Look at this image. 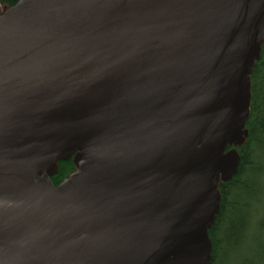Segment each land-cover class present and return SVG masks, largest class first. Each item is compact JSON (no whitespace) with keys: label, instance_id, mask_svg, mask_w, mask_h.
Listing matches in <instances>:
<instances>
[{"label":"water","instance_id":"95a60500","mask_svg":"<svg viewBox=\"0 0 264 264\" xmlns=\"http://www.w3.org/2000/svg\"><path fill=\"white\" fill-rule=\"evenodd\" d=\"M263 40L264 0L0 4V264H208Z\"/></svg>","mask_w":264,"mask_h":264},{"label":"trees","instance_id":"16d2710c","mask_svg":"<svg viewBox=\"0 0 264 264\" xmlns=\"http://www.w3.org/2000/svg\"><path fill=\"white\" fill-rule=\"evenodd\" d=\"M17 1L0 0V4L8 8ZM249 79L248 135L241 147H231L240 155L237 173L217 188L221 199L208 230L212 246L208 264H264V40ZM71 159L57 161L50 177L54 186L74 171Z\"/></svg>","mask_w":264,"mask_h":264},{"label":"rangeland","instance_id":"374dc122","mask_svg":"<svg viewBox=\"0 0 264 264\" xmlns=\"http://www.w3.org/2000/svg\"><path fill=\"white\" fill-rule=\"evenodd\" d=\"M262 239L264 240V231H263V233H262Z\"/></svg>","mask_w":264,"mask_h":264}]
</instances>
